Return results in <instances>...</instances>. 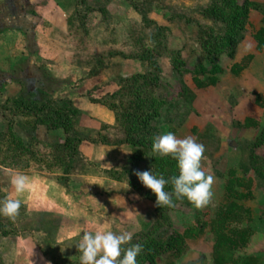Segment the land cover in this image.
Listing matches in <instances>:
<instances>
[{"label": "rangeland", "instance_id": "rangeland-1", "mask_svg": "<svg viewBox=\"0 0 264 264\" xmlns=\"http://www.w3.org/2000/svg\"><path fill=\"white\" fill-rule=\"evenodd\" d=\"M80 2L84 4V0ZM105 2L107 1L87 0L85 10L81 9L76 14L74 20L76 23L72 25L75 29L74 34L92 37L85 53H80L79 56L85 58V61L92 62L91 66L85 67L86 71L92 76L100 74L105 69L116 68L123 80L134 75H143L153 66L151 69L160 72L158 75L160 87L154 90V95L166 96L170 91L183 90V98L170 101L163 107L160 116L152 122L154 131L157 135L173 132L178 138L195 137L197 142L205 147L202 168L214 177L212 199L207 206L199 209L186 199H178L174 207L159 212L156 197L151 192V220L148 222L151 223V230L160 223L164 226L161 234L171 231L181 233L188 228L198 229L197 220L211 219L216 208L222 203L226 173L229 169H234L238 177L254 180V200L244 203L252 213L253 221L250 224L252 236L247 248L238 252L237 257L255 256L260 260V264H264V102L263 108H258L253 100L254 96L260 94L259 91H255L247 81L235 80L227 71L235 59H240L251 52L250 35L257 26L251 15L255 13L264 17V4L258 0H250L252 6L247 25L244 31L239 32L235 58L229 61L226 50L221 48V37L226 29L225 13L233 5L234 0H124L118 2V8L112 16L105 13ZM3 30L6 28L0 27V32ZM115 37L123 40L115 43ZM144 52H149L151 56L149 68L145 61L132 59V54L141 55ZM131 60L134 63H131ZM262 62L260 63L263 64ZM117 63L119 65L115 67ZM199 64L206 67L218 64L223 68L224 73L220 75L221 80L217 87L203 91L190 88L191 72ZM119 79L114 83L116 84ZM110 89L102 86L83 96L89 100L101 101L105 96L115 94L118 87ZM119 91L116 93L120 94L118 100H121L119 112L129 114L133 118L139 117L141 113L131 93L127 90ZM146 94L151 96V90L147 88ZM23 98L24 105L30 106L34 104L31 101L59 100L48 98L41 93H28ZM262 99L264 101L263 95ZM5 105L7 108L4 110L0 106V134L5 133V123L1 116L4 114L14 116L10 134L12 140L23 142L37 153L36 159L29 162V168L21 172L63 175L66 166V155L60 148L65 138L62 137L63 130H49L45 125H37L47 128L51 133H39L38 136L48 139V142L35 143L34 131L37 127L34 124L35 120L22 115L24 109L14 106L12 101ZM56 106L61 107L63 104L56 103ZM78 116L79 113L73 116L69 114L74 124ZM244 117L257 120L259 127L244 129L241 121ZM69 135L82 138L83 132L73 128ZM96 137L98 136L92 134V138L89 136V139ZM8 139L4 137L3 140ZM119 140L120 137L114 134L109 138V142ZM84 143L87 142L82 140L78 145L79 154V147ZM95 149L88 146L89 151L94 152ZM85 150L82 147V151ZM153 156L151 152L145 161H152ZM79 167L80 163L76 165L75 171ZM170 177L167 176L166 179ZM139 186L137 188L141 190ZM9 195H13L9 177L0 172V199ZM161 212L169 222L159 216ZM0 220L5 224L6 230H14L8 237L0 236V263L30 264V261H35L45 264V260L47 264H79L80 254L76 243L58 246L54 244L53 233L57 226V217L29 214L21 206L17 217L10 219L0 216ZM212 240L209 230L205 229L204 237L185 243L181 255L165 254L157 257L155 262L212 264L210 257ZM131 242L135 244V240Z\"/></svg>", "mask_w": 264, "mask_h": 264}, {"label": "crops", "instance_id": "crops-1", "mask_svg": "<svg viewBox=\"0 0 264 264\" xmlns=\"http://www.w3.org/2000/svg\"><path fill=\"white\" fill-rule=\"evenodd\" d=\"M8 1L0 0V27L6 28L0 32V95L3 96L0 105L23 101L28 93L67 99L79 113L74 128L83 132L82 138L87 142L79 147L81 167L66 176L65 181L61 179L63 175L27 174L32 178V188L22 198V206L29 214L57 217L53 233L55 246L70 242L78 244L83 231L110 230L117 234L130 231L133 237L151 231V223H148L151 220V191L142 187L135 175L136 172L153 171L152 161H145L151 152L135 160V150L139 149L124 142L114 113L83 96L102 86L114 90V82L122 78L116 68L91 76L85 68L90 61L79 57L89 47L92 37L74 34L72 25L76 23V14L85 10L87 0L84 4L80 0ZM106 1L104 11L110 16L115 15L118 2H124ZM258 1L264 4V0ZM254 14L251 16L257 24L255 30H258L264 27V17ZM25 17H31L32 22ZM122 40L115 37L114 42ZM254 47L251 40L248 55H253V59L238 78L229 69L227 71L235 80L247 81L262 97L264 52L256 53ZM242 58L235 59L234 63ZM41 102L44 101H31L34 104ZM34 132L37 141L48 142L38 136L39 133H51L47 128L37 126ZM98 133L105 136L107 144L99 142V138L92 144L89 136L92 138V134ZM113 134L120 137L118 142H109ZM88 146L95 147V151H89ZM82 147L86 150L82 151ZM115 171L118 174L112 176ZM44 263L47 264L45 260ZM30 264L43 263L30 261Z\"/></svg>", "mask_w": 264, "mask_h": 264}, {"label": "trees", "instance_id": "trees-1", "mask_svg": "<svg viewBox=\"0 0 264 264\" xmlns=\"http://www.w3.org/2000/svg\"><path fill=\"white\" fill-rule=\"evenodd\" d=\"M251 6L250 0H234L233 5L225 13L224 22L226 29L223 32V37H221V48L226 50V56L229 61H233L235 58L238 34L240 31L245 30ZM250 37L255 45L254 51L256 53H263L264 27L253 31ZM132 55V59L135 58L138 61H145L144 63H147V68L151 67V56L149 52H144L141 55L140 53L139 55L138 53L137 55ZM252 59L253 55H247L240 62L232 63L228 68L229 72L238 78ZM91 65L92 62L90 61L88 66ZM174 67L175 64L173 65ZM151 68L147 69L143 75H134L123 80L120 78L115 84L118 87L116 93H119V90H127L131 93V96L137 102L138 111L141 113L139 117L133 118L129 114L119 112L121 100H118V97L120 94L117 95L115 93L110 96H105L101 101L90 99L91 102L100 104L114 113L116 125L124 134V142L139 149L135 150V160L138 157L152 152L153 137L157 136L152 122L160 116L163 107L170 101L181 99L184 96L183 90L170 91V94L166 96H161V94L158 96L154 95V90L160 87L158 80L160 72ZM222 73L223 68L218 64H212L210 67L199 64L191 72L190 88L196 91H202L215 87ZM147 88L151 90V96L146 94ZM262 101V97L257 95L255 104L259 108L263 107ZM13 103L14 106L22 107L24 111L21 114L34 119L36 126L45 125L49 130H63L65 138L60 148L63 154L66 155V166L63 173L64 177L61 179L66 180V176L74 173L76 165L81 161L80 154L78 153V145L80 141L85 140L69 135L70 130L75 126L69 114L72 116L78 115V111L73 109L69 100H58L57 102L47 100L31 106L24 105L22 101H13ZM56 103L63 104V106L57 107ZM0 106L3 110L7 108L5 104ZM13 117L5 114L1 116L2 121L5 123V133L0 134V165L24 171L29 168V162L36 159L37 153L23 142L12 140V135L10 134L14 125ZM242 126L247 130L256 129L259 127V122L251 117H245L242 120ZM97 136L99 137V142L108 143L105 136H101V134ZM4 137L9 139L7 141L3 140ZM98 137L96 139H90V141L97 143ZM34 141L35 143L37 142V140ZM152 170L154 174L163 175L165 178L178 174L176 161L171 157L161 158L158 155H154L152 157ZM117 174L116 171L111 173L112 176ZM253 189L254 180L252 178L238 177L234 169H229L226 173V180L223 187V201L214 211L212 218L208 221L197 220L198 229L188 228L181 233L171 231L161 234L160 231L164 226L160 223L153 230L134 236L132 238V240H135L134 243H139L143 246V251L136 258L137 264H157L155 262L156 258L165 254H171L173 256L181 255L184 251L185 243L204 237L205 229H208L210 235L213 237L210 253L212 264H258V259L253 256L237 257L238 252L247 248L252 236V229L250 227L253 221L252 213L250 209L244 206V203L254 200ZM165 190L171 191V186L166 185ZM175 202H178V199L174 198ZM166 208L168 207L158 208L157 211L164 212ZM163 212L159 216H162L163 219L168 221ZM163 221L165 222V220ZM167 226L170 227L169 224ZM5 228V224L0 220V236L8 237L9 234L14 233V230L8 231ZM131 241L125 247L131 246Z\"/></svg>", "mask_w": 264, "mask_h": 264}, {"label": "clouds", "instance_id": "clouds-1", "mask_svg": "<svg viewBox=\"0 0 264 264\" xmlns=\"http://www.w3.org/2000/svg\"><path fill=\"white\" fill-rule=\"evenodd\" d=\"M32 22L31 17H25ZM205 147L193 136L178 138L173 132L153 137L152 153L159 157H171L176 161L178 174L166 179L153 171L136 172L138 180L156 197V206L174 207L175 199H186L195 208L207 206L213 196L214 177L202 168ZM0 172L9 177L13 195L0 199V216L14 219L19 215L23 197L32 188V178L11 167L0 165ZM166 185L171 191H166ZM133 233L119 234L110 231H83L77 249L79 264H137L136 258L143 251L139 243L125 247Z\"/></svg>", "mask_w": 264, "mask_h": 264}]
</instances>
